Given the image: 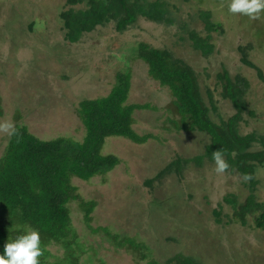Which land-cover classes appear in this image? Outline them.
Instances as JSON below:
<instances>
[{
  "label": "rangeland",
  "instance_id": "obj_1",
  "mask_svg": "<svg viewBox=\"0 0 264 264\" xmlns=\"http://www.w3.org/2000/svg\"><path fill=\"white\" fill-rule=\"evenodd\" d=\"M191 1L197 9L208 11L211 21L223 25L220 31H211L214 52L207 56L192 52L184 44L175 45L168 32L171 27L166 29L142 17L126 33L114 31L111 24L70 43L64 40L55 19L66 0H0V122L24 124L42 139L67 136L82 140L85 128L76 113L77 104L84 98L108 94L116 71L125 69L122 68L125 49L143 41L174 49L192 66L206 100L211 93L216 106L212 115L217 120L233 115L236 108L219 94L216 74L225 67L231 74L246 77L249 89L241 129L243 133L258 131L264 135V79L255 67L264 76V14L259 19L230 14L228 0ZM35 17L36 31L27 25ZM47 18H51V25L47 21L45 26ZM19 19L24 27L19 28ZM44 34L52 40L43 38ZM240 45L245 47L246 57L254 66L242 61ZM129 69L131 85L127 102L149 103L157 108L136 109L133 128L139 134L153 137L145 143L110 137L104 152L116 153L122 162L105 176L96 175L88 180L72 178L79 195L96 201L90 228L77 201L70 205L83 249L78 250L79 263L136 264L130 252L115 246L103 230H96L101 226L113 233L138 236L158 260L182 249L198 253L207 264H264V232L249 224H224L226 206L220 209V219L213 213L229 193L243 189L245 199L251 190L244 185V176L227 171L217 174L215 163L210 160L203 166L173 168L152 186L145 184V180L154 178L178 158L202 154L208 139L198 131L174 127L171 120L178 116L166 109L171 94L149 76L144 60L131 58ZM7 136L6 132H0V156ZM258 193L264 194V188ZM173 236L182 238L183 246L170 239ZM190 244H193L191 250ZM48 249L52 254L65 252L61 245H51Z\"/></svg>",
  "mask_w": 264,
  "mask_h": 264
},
{
  "label": "trees",
  "instance_id": "obj_2",
  "mask_svg": "<svg viewBox=\"0 0 264 264\" xmlns=\"http://www.w3.org/2000/svg\"><path fill=\"white\" fill-rule=\"evenodd\" d=\"M184 7L188 9L183 10ZM141 17L162 24L166 29L171 27L168 32L173 36L175 45L184 44L192 52L205 56L214 52L211 31H220L223 26L220 22L211 21L209 12L197 9L191 0H66L55 19L64 40L76 43L86 33L106 25L113 24L114 31L126 33ZM50 19L44 20L45 26ZM19 20L21 28L24 22ZM36 21L37 17L27 24L30 30H37ZM42 37L52 40L48 34ZM238 50L245 64L255 65L246 57L243 45ZM125 51L122 67L125 69L116 71L109 93L84 98L77 104L76 113L85 128L82 140L67 136L42 139L19 123L14 126L15 135L7 136L0 156V253L8 239L31 227L41 233L43 255L39 258L40 264H80L78 250L83 249L75 231L70 205L77 201L90 228L96 201L79 195L72 178L88 180L96 175L105 176L122 162L116 153L104 152L110 137L121 136L134 143H145L153 137L151 134H139L133 128L136 109L157 108L149 103L127 102L131 58L144 60L149 76L168 88L171 100L166 109L178 116L171 120L174 127L183 131H198L208 139L202 154L188 159L178 158L154 178L145 180V184L152 186L174 169L181 170L192 164L203 166L213 160L214 151L220 150L230 165L227 172L249 176L250 179L243 182L251 191L245 199L243 189L225 195L213 213L220 219L222 207L226 206L224 224H249L264 232V194L258 193L264 188V135L258 131L243 133L240 124L242 112L247 107L248 79L240 74H231L225 67L216 74L219 94L229 99L236 108L233 115L217 120L212 115L216 106L211 93L210 99L206 100L197 73L174 49L138 41L127 46ZM255 67L264 79L260 68ZM19 116L17 109L16 117ZM257 144L260 148H256ZM96 230H103L115 246L130 252L136 264H207L198 253L182 249H177L169 258L158 260L150 246L138 236L113 233L101 226ZM170 239L181 243L180 246L185 243L178 236ZM51 245H61L65 252L62 255L52 254L48 249ZM191 246L193 244H190L189 250ZM49 256L53 259L49 260Z\"/></svg>",
  "mask_w": 264,
  "mask_h": 264
},
{
  "label": "clouds",
  "instance_id": "obj_3",
  "mask_svg": "<svg viewBox=\"0 0 264 264\" xmlns=\"http://www.w3.org/2000/svg\"><path fill=\"white\" fill-rule=\"evenodd\" d=\"M227 10L230 14L247 16L250 19H259L264 14V0H228ZM0 132L9 136L15 135V127L10 122H0ZM215 163L214 171L224 174L230 167L220 150L212 153ZM245 181L250 177L245 175ZM43 255L41 247V233L31 227L25 228L14 238L8 239L0 253V264H40Z\"/></svg>",
  "mask_w": 264,
  "mask_h": 264
}]
</instances>
